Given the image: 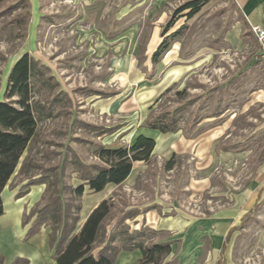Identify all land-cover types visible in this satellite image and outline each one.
<instances>
[{"label":"rangeland","instance_id":"obj_1","mask_svg":"<svg viewBox=\"0 0 264 264\" xmlns=\"http://www.w3.org/2000/svg\"><path fill=\"white\" fill-rule=\"evenodd\" d=\"M17 1L0 0V100L4 99L11 65L29 52L49 66L60 88L68 93L75 104L72 115L98 124L125 123L118 132L101 139L106 146H113L131 142L135 127L149 113L173 109L198 96L183 113L174 146L157 148L148 163H134L132 174L119 185L109 184L103 195L115 190L116 207L122 201L141 208L158 203L163 212L173 210L175 217L182 219L179 230L169 228L152 235L154 241L181 239L179 247L174 242L159 264H217L220 260L221 264H264V175L260 172L264 159V63L251 39L236 47L225 41L226 31L239 17L230 2L209 0L191 17H173L174 9L187 0H28L3 14ZM169 20L172 22L163 33ZM173 31H178L176 38L152 71L153 51ZM185 60L190 61L191 69L182 77L167 79ZM32 83L34 99L42 101L49 96L42 80L32 78ZM217 86L222 89L211 91ZM81 87L114 95L87 96ZM219 97H224L221 105L229 108L218 118L199 121ZM195 121L199 122L192 126ZM69 122L65 114L41 121L40 141L29 152L34 163L42 161L37 149L47 140L69 144L87 161L96 159L86 146L70 142V135L62 133ZM129 125H133V133L125 134ZM200 128L207 130L197 134ZM122 130V136L118 135ZM186 132L194 138H184ZM77 134L95 139L83 131ZM224 142H246L245 150L216 152V143ZM169 160L171 168L167 167ZM13 180L17 186L26 181V175ZM72 182L79 183L73 177ZM91 198L95 195L85 191L81 219ZM255 203L258 207L252 217L232 232L220 254L228 229L239 225L241 216ZM5 205L10 221L6 232L0 231V241L7 238L4 242L10 254L20 250V225L18 208ZM135 221L139 227L140 219L126 220L130 229L138 228ZM136 262L137 258L132 264Z\"/></svg>","mask_w":264,"mask_h":264},{"label":"trees","instance_id":"obj_2","mask_svg":"<svg viewBox=\"0 0 264 264\" xmlns=\"http://www.w3.org/2000/svg\"><path fill=\"white\" fill-rule=\"evenodd\" d=\"M208 1L187 0L174 9L173 17L181 14L191 17ZM228 1L237 11L236 3L233 0ZM27 2L28 0H18L2 12L6 14ZM29 15V11H26V16ZM241 21L250 29L244 18H241ZM171 22L169 20L165 25L163 33ZM177 34L178 31H173L165 35L153 51L152 71L155 70V63L169 50ZM169 38L172 39L169 41ZM262 62L264 63V59ZM32 78L42 80L47 86L49 96L46 99L40 101L33 98ZM217 89H222V86L214 87L211 91ZM79 90L87 96L97 94L106 98L114 95L91 87H81ZM3 95L4 99L0 100V216L4 212L1 192L6 185L10 189L16 186L13 182L16 176L26 175V181L17 189L15 199L25 195L33 185H44L40 197L29 207L23 208L20 224L21 227L27 228L22 241H27L41 227H48L47 240L52 264H114L120 251L135 249L141 251V256L135 264H159L162 257L170 253L172 240L154 241L152 235L159 230L145 223V214L155 210L162 217L175 215V211L163 212L158 203L141 208L122 201L121 205L116 207L114 196L117 193L113 190L109 196L100 199L84 219L80 216L85 191L93 194L103 190L108 184H121L130 174L135 161L150 162L155 140L140 134L133 142L117 148L106 147L101 139L113 134L122 124H98L86 121L78 114L72 115V107L75 104L68 93L60 88L59 81L49 66L29 52L21 54L11 65ZM197 98L198 96H194L180 102L173 109L151 112L139 126L162 133L176 132L180 129L179 122L183 113ZM223 98L219 97L211 112L199 121L206 117H220L229 108L221 105ZM57 106L59 109L55 111ZM59 114L70 118L62 133L65 136L70 135V142L86 146L89 155H93L95 160H85L72 146L63 141L47 140L44 147L37 149L42 161H32L29 152L33 145L40 141L41 121ZM199 121H195L192 126ZM205 130L207 128H200L197 134ZM77 131L91 134L95 139L77 134ZM186 136L191 138L193 135L186 132ZM245 143H217L215 150L239 152L245 150ZM172 164V160L167 161L168 168H171ZM33 170L36 172L33 173ZM72 177L78 179L79 183L73 184ZM257 207L258 203H255L241 216L239 225L228 229L220 246V254H223L232 232L251 218ZM141 214L143 218L140 226L130 229L126 220H135ZM3 261L4 257L0 254V264H3ZM11 264H28V259L15 257ZM217 264H221V260Z\"/></svg>","mask_w":264,"mask_h":264},{"label":"crops","instance_id":"obj_3","mask_svg":"<svg viewBox=\"0 0 264 264\" xmlns=\"http://www.w3.org/2000/svg\"><path fill=\"white\" fill-rule=\"evenodd\" d=\"M233 1L237 5V13H239V17L237 20H235L232 27L226 31V34L224 36L225 41L231 47H236L239 45L241 46L244 44V42L247 39L249 40L251 39L254 43L257 44L256 39L254 35L252 34L251 30L246 25L243 24V22L241 21V18H244L249 26L253 24H259V25L264 26V0H233ZM167 56L168 55L164 57L163 61H165ZM188 62L190 61L185 60L182 65L180 64L179 67L173 69L172 73L170 72L168 74L167 79L174 80L175 78L182 77L181 76L182 74H184L185 72L191 69V67H188L187 65ZM139 124L135 127L138 129L134 131L135 133L133 134V140L131 142H133L135 138L140 134L145 135L147 137H151L155 140V146H154L153 152H155L157 148H159L158 150L172 148L174 146L173 138L176 137L177 132L180 130L179 129L176 132L162 133L158 130L139 126ZM123 126H125V123H122V126L115 132H118ZM133 128H134L133 125H129L128 127H126L124 131L128 130V132L125 134L133 133L132 131ZM124 131L123 130L120 131L118 135H121L122 132ZM115 132L113 134H115ZM182 136L186 139L194 138L193 136L189 138L186 136V134H182ZM124 144H127V143H124ZM124 144H119V145L115 144L113 146L105 145V146L108 148H117ZM140 162H143V161L138 160V161H135L134 163L138 164ZM133 169H134V165L132 167L130 174L126 177V179L132 174ZM16 171H17V168L15 172ZM260 172L264 175V159L262 160L260 164ZM13 182H15V180H13ZM23 183H24L23 181L20 182L13 189H10L8 185H6L1 192L4 212L0 216V225L2 226V230L0 231L5 233L6 230L8 229V223L10 221V219H8L10 218V214L5 215V213L7 212L5 203L6 204L10 203L13 207L15 206L18 208L17 209V215H18L17 224H18V227L20 225V228L18 229L19 236L17 237V239L19 238V241H17V243L19 244L20 250L16 249L10 252V254H8L7 249H6V243L4 242L5 239L7 240V238L4 237L3 238L4 241L3 242L0 241V254L3 255L4 257L3 264H11L15 257H23V258L28 259V264H52V260L50 258L51 250L48 247V240H47V235L49 232L48 227H41L40 230L35 235H33L31 238H29L27 241L25 242L22 241V237L27 228V226L21 227V224H20L23 208L24 206L29 207L33 202H35L40 197L41 192L44 188L43 184L33 185L31 186L30 190L25 195L15 199L14 194L16 193L17 189ZM114 185H117V184H114ZM107 186H109V184ZM106 187L103 190L97 192L96 193L97 195L93 193L95 195V198L93 199L91 198L92 202L90 203L88 210L82 211L83 212L82 219H84L87 216L90 210L99 202L100 199L105 197L103 195V192L106 189ZM5 195H6V199H5ZM175 216H176V212H175V215L161 217L155 210H150L146 212L145 219L148 222L147 224L150 225L151 227L157 228L158 226L159 232L163 230H168L169 228H174L176 230H179L183 225V221L181 218L175 217ZM142 218H143V215L141 214L136 217V220L140 219L142 221ZM134 226L138 227V223L134 224ZM170 240H172V244L176 242L177 246L179 247L181 239L178 238V239H170ZM172 244H171V251H172ZM140 256H141V251L139 249H135L133 251H120L114 264H132L133 260L136 258L138 260Z\"/></svg>","mask_w":264,"mask_h":264},{"label":"built area","instance_id":"obj_4","mask_svg":"<svg viewBox=\"0 0 264 264\" xmlns=\"http://www.w3.org/2000/svg\"><path fill=\"white\" fill-rule=\"evenodd\" d=\"M250 30L256 39L259 56L264 59V26L253 24L250 25Z\"/></svg>","mask_w":264,"mask_h":264}]
</instances>
